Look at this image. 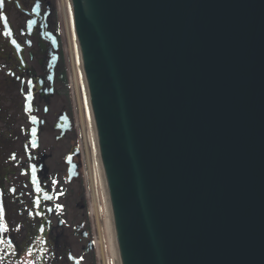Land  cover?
<instances>
[{"label": "water", "instance_id": "water-1", "mask_svg": "<svg viewBox=\"0 0 264 264\" xmlns=\"http://www.w3.org/2000/svg\"><path fill=\"white\" fill-rule=\"evenodd\" d=\"M73 3L118 263L264 264V0Z\"/></svg>", "mask_w": 264, "mask_h": 264}, {"label": "flooded vegetation", "instance_id": "flooded-vegetation-1", "mask_svg": "<svg viewBox=\"0 0 264 264\" xmlns=\"http://www.w3.org/2000/svg\"><path fill=\"white\" fill-rule=\"evenodd\" d=\"M53 12L50 0H0V264H85L94 250L74 122L53 110L66 83Z\"/></svg>", "mask_w": 264, "mask_h": 264}, {"label": "rangeland", "instance_id": "rangeland-1", "mask_svg": "<svg viewBox=\"0 0 264 264\" xmlns=\"http://www.w3.org/2000/svg\"><path fill=\"white\" fill-rule=\"evenodd\" d=\"M54 9L53 25L61 42V69L67 74V82L59 84V99L53 110H68L74 122L76 141L81 155V176L74 185L79 190L78 214L85 220L91 232L94 250L81 259L85 264H116L110 243L106 206L98 171L99 163L94 154V141L90 127L83 78L79 64L77 35L71 0H50ZM102 177V176H101Z\"/></svg>", "mask_w": 264, "mask_h": 264}, {"label": "bare ground", "instance_id": "bare-ground-1", "mask_svg": "<svg viewBox=\"0 0 264 264\" xmlns=\"http://www.w3.org/2000/svg\"><path fill=\"white\" fill-rule=\"evenodd\" d=\"M71 2H72L73 18H74V11H75V9H74L73 0H71ZM74 24H75V18H74ZM77 44H78V38H77ZM78 52H79L80 71H81V76L83 78L86 104H87V108H88V117H89L90 127H92L91 128V131H92V138H93V141H94V154H95V157H96V159H97V161L99 163L98 171H99V175H100V179H101V183H102V188H103L104 203H105V206H106L107 223H108V229H109V234H110L111 249H112L113 255H114L115 259H116L115 260L116 261V264H119L118 263L116 246H115V241H114V236H113V231H112V226H111V221H110V215H109L108 205H107V199H106V194H105V188H104L103 178L101 177L102 176V172H101V167H100V162H99L97 139H96V133H95L94 123H93V118H92V113H91V108H90V103H89V98H88L86 78H85V73H84V70H83L82 57L80 55L79 45H78Z\"/></svg>", "mask_w": 264, "mask_h": 264}, {"label": "snow or ice", "instance_id": "snow-or-ice-1", "mask_svg": "<svg viewBox=\"0 0 264 264\" xmlns=\"http://www.w3.org/2000/svg\"><path fill=\"white\" fill-rule=\"evenodd\" d=\"M61 194H63V193H61ZM48 199H51V197H47ZM59 207V206H58ZM3 215V209L2 208H0V216H2ZM5 227H6V225H5Z\"/></svg>", "mask_w": 264, "mask_h": 264}, {"label": "trees", "instance_id": "trees-1", "mask_svg": "<svg viewBox=\"0 0 264 264\" xmlns=\"http://www.w3.org/2000/svg\"><path fill=\"white\" fill-rule=\"evenodd\" d=\"M65 76H66V77H65V80L67 81V75H66V73H65Z\"/></svg>", "mask_w": 264, "mask_h": 264}]
</instances>
